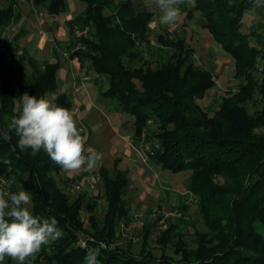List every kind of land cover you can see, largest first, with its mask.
<instances>
[{"label": "trees", "instance_id": "trees-1", "mask_svg": "<svg viewBox=\"0 0 264 264\" xmlns=\"http://www.w3.org/2000/svg\"><path fill=\"white\" fill-rule=\"evenodd\" d=\"M31 1L52 14L64 7L63 0ZM84 1L83 12L70 22V28L87 26L88 35L74 37L70 55L88 60L96 72L106 76L108 86L102 94L134 117V135H143L151 143L147 153L154 162L173 173L189 171V190L206 227L190 235L194 246L189 248L185 235L177 229L178 220L169 218L168 226L158 229V214L151 226L163 235L160 242L175 246L179 260L165 252L156 258L152 252L134 254L128 248L115 247L101 249V264H264V137L251 132L256 122L264 120V67L260 81L254 79L260 58L264 64V41L259 46L252 44L242 29L243 13L253 9L252 0H196L195 7L182 6L188 7L187 17L199 11L200 25L232 56L234 73L247 80L240 100L262 95L256 114L239 106L238 93L224 97L208 114L197 99L214 86L215 76L194 62L190 47L179 35H157V49H165L166 55L152 67L153 59L146 58L141 47L151 44L148 28L154 15L145 5L137 10L133 0H123L106 12L112 0ZM260 9L255 8L256 12ZM12 16L11 3L0 7V133L17 113L16 102L20 104L23 93L45 98L56 88L59 67L58 60L42 63L25 50L18 52L17 38L2 39V30ZM150 47L153 55L154 47ZM54 101L67 109L71 106L65 93L57 94ZM9 135L11 139L5 140L0 134V175L12 180V190L30 191L33 213L54 216L64 233L49 246L44 264H84L86 250L77 242L80 231L92 238L89 247L98 246L113 240L119 223L129 218L124 199L126 175L117 168L99 169L107 208L102 220L89 216L93 228L86 230L79 224L78 208H94L92 198L82 192L71 197L53 174L60 167L43 150L36 155L31 149L21 151L18 137L14 132ZM225 170L239 174L237 187L213 184L211 176ZM71 204L74 210L65 214ZM185 206H181L183 215ZM183 215L180 220L187 218Z\"/></svg>", "mask_w": 264, "mask_h": 264}, {"label": "crops", "instance_id": "crops-1", "mask_svg": "<svg viewBox=\"0 0 264 264\" xmlns=\"http://www.w3.org/2000/svg\"><path fill=\"white\" fill-rule=\"evenodd\" d=\"M80 1L84 3L78 2L76 9L70 0H63V9L52 14L44 6L34 5L31 0H0V7L10 3L13 7L12 19L3 28L2 39L11 41L17 38L19 51L25 50L39 62L59 61L56 88L50 91L53 92L51 100L55 103L54 99L59 93L68 96L71 102L69 110L73 112L77 126L86 139L85 147L95 150L101 157L92 170L81 169L72 173L80 175L84 172H99L101 167L110 171L119 169L128 179L125 192L129 190L130 194L126 204L129 213L138 209L150 210L165 204H184L189 199L193 201L195 195L191 191L183 194L177 189L171 193L165 186L170 180V175L164 174L166 170L154 162L148 153L143 158L144 152L138 150L137 146L141 149L150 143H146L143 135L140 138L134 135V117L125 114L114 99L102 94L108 86L106 76L96 72L88 60H79L68 52L75 32L74 28L71 31L70 22L86 6L84 0ZM143 1L140 3L147 7L150 2H154ZM155 9L157 11L153 9L154 15L150 22L159 15V9ZM180 10L182 16L183 10ZM245 12L243 21L245 16L253 17L251 14H255L256 10ZM197 23L200 25V20ZM157 27L163 29V26ZM192 29L196 30L194 27ZM200 35L196 38L200 42L199 49L205 47L210 52L209 43L212 44L215 40L210 33L211 36L203 34L202 31ZM179 36L183 37L181 34ZM194 52L196 53L195 50Z\"/></svg>", "mask_w": 264, "mask_h": 264}, {"label": "rangeland", "instance_id": "rangeland-1", "mask_svg": "<svg viewBox=\"0 0 264 264\" xmlns=\"http://www.w3.org/2000/svg\"><path fill=\"white\" fill-rule=\"evenodd\" d=\"M72 2V5L76 6V9H78V2H82L80 0H70ZM123 0H112L111 5L109 6V10L112 8L115 9L116 6ZM143 0H133V4L135 5V9H139L140 2ZM146 1V0H145ZM144 2V1H143ZM84 2H82L83 4ZM154 2H150V5L146 7L153 11H157L155 8H157L156 5H153ZM180 8L183 10V14L180 17L179 21L174 25V29L172 31L168 30L169 26H163V29L157 26L148 28V35L150 38V46L152 45L154 48H152L153 55H150L149 47L145 46L143 43L141 44L143 54H145L146 58L153 59V62L151 63V66L154 67L157 62H159L160 59H163L166 55V50L161 48L160 50L157 49L156 44V37L158 34L163 33L167 35L168 37L172 38L175 37V35H182L183 38H185L186 44L191 49V55L193 57L194 62L206 69H209L215 76V84L213 87L207 89L205 93L199 97L197 100L200 105L205 107L208 114H212L213 111L218 107L221 100L224 97H230L236 93H238V98L243 96L242 94L245 92V85L247 83V80L244 78V76H238L234 73V59L232 56L227 53L220 44H218L216 41H213L212 44L209 43V48L211 49L210 52L204 49H199L200 42L196 38L198 36H201V32L203 31V34L209 35V32L204 27H200V25L197 23V20L202 19V16L200 15L199 11L194 10L191 17L186 16V11L188 10V7L180 5ZM260 11H257L255 14L252 13L253 17L245 16V20L243 21L242 29L249 34V40L252 44L259 46L260 40L264 41V29H262V22H264V6L260 7ZM248 11H254L253 9L247 10ZM250 24V25H249ZM195 25V26H193ZM87 27V26H84ZM195 28L196 30L193 31L192 28ZM82 27L74 26V29H80ZM207 32V33H206ZM185 36H184V35ZM211 36V35H209ZM75 37V32H74ZM200 38V37H199ZM201 37L200 39H202ZM203 42V40H201ZM156 46V47H155ZM195 47V48H194ZM151 48V47H150ZM151 50V49H150ZM162 50V51H161ZM196 51V53L194 52ZM264 50V49H262ZM161 51V52H160ZM18 52L19 49H18ZM67 52V51H66ZM69 52V51H68ZM199 54V55H198ZM262 59L260 58V61L257 63V71L256 75L254 77L256 82L260 81L259 75L261 74V68L264 67L261 64ZM252 74H254L252 72ZM53 95V92H47L45 95L46 99L51 100V97ZM262 96V95H261ZM259 94H255V97L253 99L250 98H243L240 100V105L247 113L256 114L257 109H260L262 106L261 103V97ZM53 102V101H52ZM116 103V101L114 100ZM19 102L17 100L16 107H18ZM125 114L132 117V115L126 111H124ZM7 119V118H6ZM10 120V119H9ZM148 125H150L151 128L154 127L153 120H148ZM253 135L255 136H262L264 137V120H260L259 122H256L253 128L251 129ZM151 146V143L148 145H145L144 148L141 149L137 146L138 150L141 152H144L143 158H146L148 148L145 149V147ZM78 172V171H76ZM166 175H170L169 184H166L165 186L168 187L171 190V193H174V190H179L183 192V194H189V186H188V176L189 171H185L183 173H173L168 170L165 171ZM62 189H64L66 192H69L71 194V197H74L77 195V193L82 192L85 193L88 197H91L95 203L94 208L91 210H87L83 207L78 208V216L80 219V225L82 224L83 227L87 229H92L90 223H89V216L92 215V217H96V219L102 220L104 211L107 208V201L104 196V190H103V182L101 175L98 171L96 172H84L80 173V175H77L72 172H66L63 169L59 168L56 172L53 173ZM99 174L100 179L97 182H94V189L92 192H85V189H79L76 190L73 187V184L83 183L84 180L89 177V175H96ZM173 176V177H172ZM111 177H113V181L116 180V177L112 174ZM213 182V184L217 185L218 187L225 188L227 187H237L238 185V179L239 174L235 176L228 170L217 172L213 174L210 178ZM69 187L72 188V190H69ZM138 187V186H137ZM0 190L7 191V192H18V190L14 189L12 190L10 186L3 187L0 186ZM131 190H133L131 188ZM130 190V191H131ZM124 196H126L125 202L128 203V199L130 198L129 190L127 193H124ZM186 205L185 207V215L186 219L180 220V216H176L175 214L173 216H169L166 219V226H168V219H177L176 222L177 229L185 235V243L190 248V246H194V243L190 241V235H192L195 231H204L206 230V227L201 220V217L198 213V205L196 201V197L194 196V199H189L188 202L184 204H165L164 206H158L151 208L150 210L145 209H138L134 210L133 212L129 213V218H124L119 225L117 226V235L113 240H111L109 243L102 241L101 243H104L107 245V248H115L120 247L122 249H130L134 254L137 253H144L146 251L152 252L153 255L156 256V258H160L163 252L170 254L173 256L175 260H179L181 257L180 253H177L175 246L171 245H165V243H162L159 241V238H161L163 235L156 229L152 228L151 223L156 220L157 215L161 214V216L166 213L170 212H177L181 211V206ZM74 210V206L71 204L69 207V210H66L67 214L68 212H72ZM183 215V216H185ZM159 219V218H158ZM157 219V222H158ZM125 220V221H124ZM148 224V225H147ZM86 232L80 231L79 237L77 239V242L80 243V241L85 237L88 236ZM190 241V242H189ZM46 252L42 251L37 255L36 259L32 261V264H44L45 262V254L47 252H51V248L49 246H45ZM50 250H49V249ZM127 249V250H128ZM3 264H17L16 261H13L11 258L6 257L3 261Z\"/></svg>", "mask_w": 264, "mask_h": 264}, {"label": "clouds", "instance_id": "clouds-1", "mask_svg": "<svg viewBox=\"0 0 264 264\" xmlns=\"http://www.w3.org/2000/svg\"><path fill=\"white\" fill-rule=\"evenodd\" d=\"M253 10L264 6V0H252ZM159 15L150 22V27L174 26L181 17L180 5L195 7L196 0H154ZM17 113L11 117L5 140L11 139L9 132L18 137L21 151L31 149L33 155L43 150L48 157L66 172L81 169L92 170L100 160L93 149L86 148V139L77 126L72 111L44 98L27 92L19 98ZM34 205L30 191L7 192L0 190V264L6 257L17 264H32L45 246H51L63 238L59 221L33 213ZM91 237L80 241L86 252L84 264H101L98 259L101 249L107 245L89 247ZM94 243V242H93Z\"/></svg>", "mask_w": 264, "mask_h": 264}, {"label": "built area", "instance_id": "built-area-1", "mask_svg": "<svg viewBox=\"0 0 264 264\" xmlns=\"http://www.w3.org/2000/svg\"><path fill=\"white\" fill-rule=\"evenodd\" d=\"M174 29V26H169L168 27V30L169 31H172ZM88 35V27H82L80 29H75V36L77 37H81V36H87ZM79 45L76 46V48L78 47ZM148 148L150 149L149 147H145V149ZM100 179V176L99 174H96V175H89V177H87L83 182V183H78V184H73V187L76 189V190H79V189H85V192L89 193V192H92V190L94 189V182H97L99 181ZM12 183V180L10 178H6L4 176H1L0 175V186H3L4 188L5 187H8L10 186ZM176 215V216H182V212L180 211H177V212H170V213H166L164 212V214L162 216H160V218L158 219V222L156 223V227L158 229H164L166 228V219L169 217V216H173V215Z\"/></svg>", "mask_w": 264, "mask_h": 264}]
</instances>
